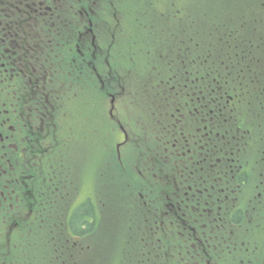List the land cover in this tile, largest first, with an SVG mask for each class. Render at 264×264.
Wrapping results in <instances>:
<instances>
[{"label": "flooded vegetation", "instance_id": "af4514ba", "mask_svg": "<svg viewBox=\"0 0 264 264\" xmlns=\"http://www.w3.org/2000/svg\"><path fill=\"white\" fill-rule=\"evenodd\" d=\"M174 7L182 46L141 66L126 10ZM63 22L87 71L71 157L44 145L60 84L26 58L32 40L58 49ZM96 148L134 194H100ZM131 246L133 264H264V0H0V264H114Z\"/></svg>", "mask_w": 264, "mask_h": 264}, {"label": "trees", "instance_id": "16d2710c", "mask_svg": "<svg viewBox=\"0 0 264 264\" xmlns=\"http://www.w3.org/2000/svg\"><path fill=\"white\" fill-rule=\"evenodd\" d=\"M147 2H159V0H145ZM176 1V0H175ZM196 2L197 0H192ZM146 8V7H145ZM174 7L173 10H165L162 11L156 10L155 12L151 9H142L141 11H133L131 8L126 10L127 14H130L127 17L126 26L130 27L132 30L129 33L131 36L134 34H140L143 37H136L137 39V49L141 53V57L143 62L140 63L141 66L151 67L153 65H162V67H166V58H160L158 54L162 51H166L171 49L175 50L174 46L176 43L181 47V34H182V25L181 26H169V24L174 23L172 20L174 19L173 12L178 10ZM141 12V13H139ZM63 18L68 21H72V15L69 13L63 14ZM145 25V27L143 26ZM71 25L65 24L63 22L61 26V33L63 38L59 41V48L57 49V41L54 39L49 43L47 40L45 42L42 40H32L30 44L32 45V50L26 55L27 61L30 64H33L36 59L42 60L44 59V65L46 66V75L48 82L52 84H60L61 92H62V118L60 120V126L52 127V130L58 131L59 133L50 134L44 145L48 152L56 153L57 147H60L61 154L67 156H73L72 150H70L73 146H75V142L81 139H86V135L84 133L76 132V128L74 126V119H77L76 116L80 113H84V111H80L76 103L79 101L84 103L85 100V89L81 86L83 82L86 81L87 71H86V62L81 57L76 55L74 49L75 39L71 36L70 31ZM142 32V33H138ZM44 43V46L42 44ZM46 43V44H45ZM50 44V45H49ZM129 45V43H128ZM150 52V54H147ZM32 74V72H30ZM50 88H54L55 86H51ZM53 123H57L53 120ZM37 146H42V143H37ZM87 155L88 152H87ZM93 182L95 186L102 187L100 190V194L104 196V189L108 185L110 188L107 191V194L113 193L120 195H128L134 194L133 188L123 186L120 184L121 178L118 175V170H114L109 166L108 169L101 167V157L99 155V151L96 148L93 153ZM91 161L87 157V162ZM70 161L63 159L62 161L53 160L47 165V168H52L51 171H55L54 169H59L58 164L60 163L64 166L66 163ZM149 177V176H148ZM125 178L127 179L126 183H129L131 180H136L138 178L136 170L126 169ZM129 179V180H128ZM125 183V182H124ZM110 191V192H109ZM104 198V197H103ZM101 201L98 203L100 206ZM86 211V207L82 208L81 214H84ZM124 241L132 243L134 239V231H135V218H134V209L133 208H125V217H124ZM124 252V254L122 253ZM121 251L120 260L123 262H115L114 264H133L128 259L133 258L134 247H127ZM119 252V250H115V253ZM125 258V260L123 259Z\"/></svg>", "mask_w": 264, "mask_h": 264}, {"label": "rangeland", "instance_id": "374dc122", "mask_svg": "<svg viewBox=\"0 0 264 264\" xmlns=\"http://www.w3.org/2000/svg\"><path fill=\"white\" fill-rule=\"evenodd\" d=\"M165 0H159V2H164ZM200 2H202V3H204L205 5H207V4H209V3H212V2H218V1H221V0H199ZM225 1H230V0H225ZM131 7H133V6H131ZM213 7H214V5H213ZM144 27H145V25H143ZM132 31H136V30H132ZM137 32V31H136ZM138 33H142V32H138ZM133 36H135V38L136 37H143L142 35H140V34H134ZM129 41V45H128V47H129V49L132 51V53H136L138 56H139V53L138 52H136V50L137 49H135L134 47H135V45H134V40L133 39H129L128 40ZM86 167H88V171L90 170V166L89 165H87ZM82 193L83 194H88V193H91V190H90V188L88 187H84L83 188V191H82Z\"/></svg>", "mask_w": 264, "mask_h": 264}]
</instances>
